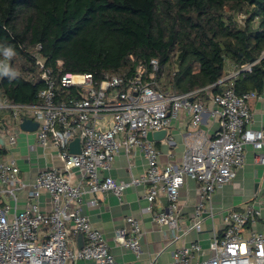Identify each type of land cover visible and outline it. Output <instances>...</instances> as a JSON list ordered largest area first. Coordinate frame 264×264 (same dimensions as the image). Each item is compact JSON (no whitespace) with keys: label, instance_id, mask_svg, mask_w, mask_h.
Wrapping results in <instances>:
<instances>
[{"label":"built area","instance_id":"2783aa9c","mask_svg":"<svg viewBox=\"0 0 264 264\" xmlns=\"http://www.w3.org/2000/svg\"><path fill=\"white\" fill-rule=\"evenodd\" d=\"M238 18L241 21L243 16ZM20 50L26 52L24 47ZM40 50L37 45L29 53L43 83L37 101L0 99V153L15 146L20 133H27L20 125L28 120L37 126L32 132L36 145L44 153L55 151L62 169L43 168L27 182L14 159L0 154V264H68L78 260L119 264L103 234L82 212L85 194L109 192L120 198L129 185L146 184L148 212L159 195L166 198V209L152 212V221L165 228L174 241L192 229L199 232L205 217H212L204 204L211 201L218 188L234 179L244 163L245 145L253 147L255 161L264 165V130L250 128V102L259 94H237L234 89L238 77L250 73L258 60L243 65L226 62L224 76L216 83L177 93L162 90L156 60L149 62L147 75L145 69L128 79L107 73L97 83L90 74H61V61H57L58 70L54 72ZM7 66L8 58L1 60L0 72H6ZM214 87L220 91L212 94L210 89ZM181 113L187 116L188 127L182 135L180 163L162 166L158 150L147 135L166 130L167 137L171 122ZM206 117L217 124L213 135L202 127ZM166 137L165 143L171 144ZM74 139L79 143L78 154L69 152ZM121 150L142 154L146 168L141 178L124 183L102 176ZM74 170L80 174L76 182L68 176ZM185 179L194 181L200 193L190 226L179 217V189ZM23 192L28 201L17 210ZM41 192L50 196L49 212L41 210L37 202ZM260 218L261 210L254 204L226 211L223 232L210 239L205 259L201 258L205 249L199 242H191L173 250L171 264H264V233L256 228ZM123 222L114 231L113 240L138 255L141 223L131 216ZM69 234L82 236L81 248L72 247Z\"/></svg>","mask_w":264,"mask_h":264},{"label":"trees","instance_id":"16d2710c","mask_svg":"<svg viewBox=\"0 0 264 264\" xmlns=\"http://www.w3.org/2000/svg\"><path fill=\"white\" fill-rule=\"evenodd\" d=\"M37 45L54 72L61 61V74L97 83L107 73L147 75L156 60L162 90L177 93L216 83L226 62L258 60L234 89L261 93L264 0H0V61L8 58L0 99L37 101L43 83L29 57Z\"/></svg>","mask_w":264,"mask_h":264},{"label":"crops","instance_id":"0c3cea01","mask_svg":"<svg viewBox=\"0 0 264 264\" xmlns=\"http://www.w3.org/2000/svg\"><path fill=\"white\" fill-rule=\"evenodd\" d=\"M259 96L250 102L252 119L250 128L264 130V88ZM188 127V118L181 113L177 119L171 122L167 131V137L171 144L162 141H152L158 150V162L164 166L168 163L177 165L180 163L183 153L182 135ZM203 129L213 135L217 124L209 118L204 119ZM166 137V138H167ZM33 146V150L29 147ZM257 152L251 145H245L244 163L236 172L234 179L227 185L218 188L211 196V201L204 204V210L210 211L212 217L206 216L200 225V231L190 230L180 235L177 240L171 241L165 228L157 227L152 221V212H160L166 209L165 196L159 195L153 202L151 212H148V202L145 199L146 184H134L125 188L120 198L111 193L85 194L82 203V212L87 216L91 225L99 230L108 245L110 254L119 264H171L172 252L176 248L188 245L191 242H199L205 254L208 256L207 245L213 235H221L224 229L223 217L226 211L241 210L246 204H254L261 210V218L256 226L258 231L264 233V165L255 161ZM0 154L7 159H14L21 171L23 179L31 182L37 171L46 167L62 169V163L57 153L52 151L44 153L36 145L32 132L20 133L15 146L9 151ZM145 159L138 151L126 153L121 150L111 164L110 170L103 172L102 176H109L116 182L129 183L132 179H139L145 173ZM72 182L78 181L80 174L77 171L69 172ZM200 193L197 184L185 179L179 189V217L185 226L193 222L195 207L199 202ZM26 192L18 197L17 210H22L27 204ZM94 201L95 203H91ZM37 202L44 212L50 211V196L41 192ZM138 219L142 227L140 239V252L135 255L129 250L117 245L113 240L114 231L124 225L125 217ZM246 236V234H244ZM72 247L78 248V236L68 235ZM68 264H93L90 261L78 260Z\"/></svg>","mask_w":264,"mask_h":264},{"label":"water","instance_id":"95a60500","mask_svg":"<svg viewBox=\"0 0 264 264\" xmlns=\"http://www.w3.org/2000/svg\"><path fill=\"white\" fill-rule=\"evenodd\" d=\"M36 124H33L32 122L26 120L20 125V129L25 132H33L36 129ZM166 137V130H160L153 133H149L147 135L148 141H161ZM69 152L72 154H78L79 153V143L77 139H74L69 143ZM78 248H81L83 245V238L81 235L78 236Z\"/></svg>","mask_w":264,"mask_h":264},{"label":"rangeland","instance_id":"374dc122","mask_svg":"<svg viewBox=\"0 0 264 264\" xmlns=\"http://www.w3.org/2000/svg\"><path fill=\"white\" fill-rule=\"evenodd\" d=\"M164 78V77H163ZM162 78H160V85H161V83H162V80H161Z\"/></svg>","mask_w":264,"mask_h":264}]
</instances>
